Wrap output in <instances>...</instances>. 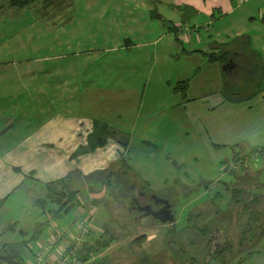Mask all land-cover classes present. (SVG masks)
Segmentation results:
<instances>
[{
  "label": "crops",
  "instance_id": "crops-1",
  "mask_svg": "<svg viewBox=\"0 0 264 264\" xmlns=\"http://www.w3.org/2000/svg\"><path fill=\"white\" fill-rule=\"evenodd\" d=\"M70 1L76 8L78 1ZM39 3L17 10L9 0H0V203L5 207L19 193L17 203L28 198L40 210L35 227L28 223L24 230H17L12 225L0 234V264H37L40 248L76 216H92L98 222L89 243L112 237L108 221L103 222V233L104 224L97 216L103 205L106 217V210L111 211L113 195L107 185L114 178L110 174L116 177L130 164L143 181H149L162 167L166 152L170 164L167 172L187 169L188 160L181 155L186 149L188 154L196 150L189 143L193 131L218 170L255 149L264 151V0H112L103 19L108 27L103 53L116 55V62L105 63L103 70L106 74L117 71L118 77L131 71L142 77L141 81L144 78L142 83L121 81L116 85L97 84L96 69L91 68L90 61L96 54L81 51L77 45L76 52L68 55L64 53L66 43L59 37L55 43L60 40L62 50L49 49L54 37L49 25L55 23L46 22L44 12L51 9L52 17L61 20L64 15L59 17V9L65 8ZM160 5L173 10L175 20L163 18ZM34 17L48 28L46 33L38 37L18 35ZM27 42L35 43L38 51L25 52ZM98 95L107 103L98 102ZM113 104L121 106L119 115L108 112L105 118H96L83 109ZM108 118L122 124L120 132L109 127ZM129 119L132 125L125 127L123 123L128 125ZM183 135L186 139L178 143ZM135 137L139 144L131 141ZM147 166L150 171L145 172ZM241 167L218 180L225 187L237 185L236 196L244 203L242 209H237L239 203L231 204L224 217L217 216L209 225L226 241V253L217 260L221 264L226 263L222 258L231 251L227 247L234 240L232 233L243 234L238 249L250 252L264 247V182L256 179L264 174V156L258 165ZM140 169H145V176ZM184 176L181 181L175 175L173 185H182L178 194L189 197L193 193L186 185L190 176ZM61 181L78 192L81 205L69 217L49 225L45 214L52 205L47 202L44 208L39 203L47 201ZM162 185L161 192L150 189L172 201L168 197L169 180ZM236 214L234 232L229 234ZM257 214V221H250ZM239 226L244 231L237 232ZM253 233L259 234L257 239ZM144 235L146 241L136 248L148 251L158 237L151 230ZM137 238H130L129 243L134 245ZM34 243L39 246L33 248ZM119 244V240L114 241L108 248ZM151 256L146 255L142 263L149 262ZM241 259L236 262L241 263ZM84 262L96 263L91 259Z\"/></svg>",
  "mask_w": 264,
  "mask_h": 264
},
{
  "label": "rangeland",
  "instance_id": "rangeland-1",
  "mask_svg": "<svg viewBox=\"0 0 264 264\" xmlns=\"http://www.w3.org/2000/svg\"><path fill=\"white\" fill-rule=\"evenodd\" d=\"M42 1L36 0L35 3L41 2L39 4L46 5L47 3H49V1H52L50 3L51 4L50 6L52 7L58 3H61L59 2L60 0H47L46 2L45 1L42 2ZM76 1H78V3H76V8L73 6V2L71 1L67 2V0L66 2L64 1V4L62 6L65 8V10L61 12L62 9L61 10L59 9V11L61 12L59 17L64 15V18H62L61 20H57V18L52 17L53 12L51 9L49 10V12L51 13H49L48 10H45L46 11L45 16H47L46 22L55 23V25H51V24L49 25L50 33L54 35L53 37L54 39L51 37L52 41L49 44V49L58 48L59 50H62L61 49L62 43L60 42V40H64L66 43L64 53L68 55H71L72 53L76 52L77 45H78V49L81 51L96 54L97 56L93 57L90 61H92L91 68L96 69L95 80L97 81V84L104 85L105 83L107 84L112 83L116 85V83L121 81L132 82V83L144 82V78L143 81H141L142 77L133 75L131 71L128 72L127 76L125 77L124 76L118 77L117 71H114V74H106L104 72L105 69L103 70L105 63H108L110 60L116 62L115 59L116 55H110V54L104 55L103 53L104 52L103 49L104 47H106V39H105L106 30L108 29L107 25L104 24L103 19L106 17L107 9L109 8V5L111 4L112 0H76ZM171 1L177 2L179 0H164V3L167 2L171 3ZM166 6L165 5L159 6L160 14L163 16V18L169 21L175 20L174 11L169 10L168 6L166 9ZM37 13L38 12L35 11V14ZM34 18L28 20L29 25L24 30L22 31L19 30L18 35H22V37H26V35L31 34L34 37H38L40 34L42 35L46 33V31L44 30H47L48 28L46 29L44 28V26L40 24L39 18L37 17ZM31 21L34 22V26L32 25ZM58 37L60 39L59 44L58 42L55 43ZM69 43H71V45ZM26 44L28 47L24 49L25 52L27 53L31 52V54H33V52L38 51V48L35 47L36 46L35 43L27 42ZM123 58L125 59L126 57L124 56ZM83 60H85V58H83L81 61L83 62ZM121 60L122 59H119V61ZM119 76L121 75L119 74ZM109 81H113V82H109ZM98 94H100V92H98ZM102 98L104 97L98 95V102L106 104L107 102H105L104 99L102 100ZM115 99L116 97L112 96V100ZM83 109H84V113L90 116L92 115L96 118H105L104 114L108 115V112L109 114L112 112H114L115 114L117 112L116 114L119 115L121 106H117L116 104H113L108 107L105 106L95 107V108L84 107ZM109 118H108L109 127H111L112 130H114L115 132L118 131L120 132L121 131L120 127L122 126V124H119L118 122H115L113 120L111 122ZM131 122L132 121L129 119L128 125L124 123L123 125L125 127H130L132 125ZM134 135L137 136V133H135ZM189 135L191 136L189 143L192 142L193 144L192 150L193 149L196 150L193 153L190 152V154H188V150L186 149L185 153L181 155L186 160H188L187 169L182 171L174 170V172H167L169 170L168 166H170V164H168L167 161V159L169 158V154L166 152L163 154L162 157L163 158L162 167L160 169H157L156 173H154L155 175H153L152 177L153 179H151L153 180L152 185L149 183V181L151 180L146 181V179L144 178L145 182H147L150 185V188H153L158 191L160 190V192L163 187L162 185L163 181L166 179L169 180V186L167 187V189L171 194L168 197L171 200L173 199L172 203H175L173 204L175 205V215H176L175 222L171 225H165V224H161L160 222L153 221L152 227L148 225V228L145 231L138 232L137 230L139 227L133 221L129 222L126 220L123 221L120 220V222L117 223L113 218L112 221L117 223L114 225L112 221H110L112 215L111 211L108 212L106 210L107 213V217H106L104 210L105 206L103 205L100 207L101 208L100 212L99 211L97 212V216L99 217V220L102 223L104 222V220L105 222L108 221V224L110 226L109 228L113 229V232L111 233L112 235L110 234V236L113 237H109V235H107V240L111 239L113 240V242L119 240L121 244H119V246L117 247H110L106 249L103 248L102 250H99L94 254H91L90 259L92 262L96 261L95 264H145L142 262L145 259L146 255L150 254L152 255L151 259L146 264H188L187 260L191 261L189 259L190 256L194 257L198 263L201 264L206 263L205 244H207L209 237H212V234L208 236L209 230L210 231L212 230L211 232L214 231V229H211L209 227L210 223L215 221V219H217V216L224 217V215L226 214L225 211L229 209V206L231 204L236 205L239 203L237 209H242V207H244L243 205L244 203L243 201L239 202L236 196L237 195L236 191L238 190L237 185L233 184L230 187H225L224 185L219 183L220 181L218 182V180H221L223 177L227 178L230 175L228 174H226V176L223 175L222 173L223 166H220L218 170L217 167L214 165V163L210 161V155L208 154L207 150L204 148V146L199 145L200 138L196 135V132L193 131ZM177 138H179L178 135ZM185 139L186 137L183 135L182 138L177 142L181 143ZM131 141L136 144H139V138L137 137L133 138ZM255 150H261V149H255ZM248 156L244 158H247ZM263 156H264V151L262 152V157ZM195 159H198V163L197 161H195ZM132 164H134L135 167V163ZM246 164L247 163L244 164L242 163L235 173H237L242 168L241 167L242 165H246ZM128 167L133 169L130 164ZM142 170L145 171V169ZM142 170H141L142 172L141 175L145 176ZM147 171H150L148 169V166L145 172ZM175 175L179 176L178 180L181 181H184L182 180V178L185 177L184 175L190 176L189 178L190 181L189 183H186V185L188 184L187 186L193 190L192 195L186 197L185 194H178L180 189L183 190V186L173 185L175 184V182L173 181ZM263 176L264 174L262 176L261 175L256 176L258 183L264 182ZM113 178L114 179H112L110 183L111 185L113 184V186H115L114 188L117 189L119 179H117L116 177ZM174 191H176L177 193L176 195L172 196V192ZM18 194L15 197H13L10 201H8L5 204V207L3 203H1L0 205L1 206L0 234L7 232V230H9V228L12 225H15V227H17L16 228L17 230H24L25 226L28 223L31 224L32 227H35V221L38 220L37 217L40 210L38 209V207L33 206L31 204L32 200L28 198H26V200H23L21 202L18 201L17 203ZM158 195L160 194H156L157 197ZM163 196L166 197V195ZM83 198L84 196L82 195L81 200H83ZM37 199H42V198L37 197ZM260 209H262V206L260 207ZM258 216H259L258 214L255 215L254 218L255 220L250 218V221L252 222L257 221ZM237 217L238 216L236 214L235 223L232 227H230L229 234L234 232L233 230L235 228ZM90 218H92V216ZM91 220H94V218H92ZM97 224L98 222L93 223L94 231L97 230L95 228V225L98 226ZM148 230L155 232V236L158 237L154 239L151 245L152 247L151 249H149L148 251L144 248L139 249L136 248L137 244L133 245L129 243L130 241H132L130 238L141 237ZM241 230H242L241 226H239L236 231L240 232ZM259 230L260 228L259 229L255 228V231H259ZM104 231H105V224L103 225L102 228L103 233ZM106 231L108 232L109 230ZM242 231H244V229ZM247 234L249 236V233ZM122 235H126L125 238L126 240L123 239L125 241L122 240L121 238ZM232 235L234 236V240L227 247V249H231V251L230 253L226 254L225 258H222V260L226 262L225 264H264V247H260V249H253L252 251H250L251 253L248 252L249 251L248 249H244V248L238 249L237 248L238 246H242L243 234L239 233V235L236 236V233H232ZM251 236L257 239L259 234L256 235L255 233H253V235ZM220 237L223 236L220 235ZM235 238H237V240H235ZM93 241L96 242L97 238H95ZM257 245L259 246L260 244ZM38 246L39 244H35V243L32 244L33 248H37ZM159 251L162 253L158 257H156V254ZM238 257L242 258L241 263L236 262ZM220 262L221 261H216V259H213L210 264H221L222 262L221 263Z\"/></svg>",
  "mask_w": 264,
  "mask_h": 264
},
{
  "label": "trees",
  "instance_id": "trees-1",
  "mask_svg": "<svg viewBox=\"0 0 264 264\" xmlns=\"http://www.w3.org/2000/svg\"><path fill=\"white\" fill-rule=\"evenodd\" d=\"M36 0H9V3L11 4L12 7L16 8L17 10H23L26 7L32 5L35 3ZM62 1L61 3H58L59 7H63L62 5L64 4V1L66 0H60ZM52 1H49V3L46 4V7H50V3ZM52 8V6H51ZM64 10H61V12ZM49 12V11H48ZM51 13V12H49ZM46 14V11L44 12ZM187 84H184L182 89L186 87ZM105 128V126H104ZM106 129V128H105ZM97 176V175H96ZM96 176H92L91 179H94ZM110 178H113L112 174H110ZM116 178L119 179V183L117 185V189L114 188L113 184L111 185V179L108 181L107 185V190L111 192L113 195V202H111V211H112V217L116 222H120L123 220H128L127 218L121 217L120 214L122 213L121 210L118 208V202L115 198V194L118 192L124 193L127 191H130L131 189L134 191H141L145 196L150 198L151 196L156 195L154 192L151 191L150 185L143 181L142 178H140L131 168H129L127 165H124L120 171H118L115 174ZM111 187V188H109ZM125 190V191H124ZM118 191V192H117ZM129 193V192H128ZM158 197H162L159 196ZM50 202L52 207L47 211L45 214L48 217V224L51 225L52 223H57L55 221L62 220L66 217H69L77 211L80 208L81 202L78 198V192L73 191L64 181H61L57 183L54 188L50 191V194L48 196L47 201H42L39 204L41 206L46 207V203ZM146 202V201H145ZM3 203V202H2ZM1 204V203H0ZM175 204V203H173ZM175 208V205H174ZM147 223L143 226L138 225V232H143L148 228V225L150 226L153 222V220L148 219L146 221ZM92 235H90L91 237ZM89 237V238H90ZM104 236L103 238H105ZM113 237V236H112ZM147 237L146 235H142L141 237L137 238L136 241L134 242L135 244H142L144 241H146ZM113 240H106L104 239L103 241H96L93 242L92 244L89 243V240L85 246V255H83V260L88 261L90 260V255L94 254L95 252L102 250L103 248L106 249L108 248ZM84 254V253H83Z\"/></svg>",
  "mask_w": 264,
  "mask_h": 264
},
{
  "label": "built area",
  "instance_id": "built-area-1",
  "mask_svg": "<svg viewBox=\"0 0 264 264\" xmlns=\"http://www.w3.org/2000/svg\"><path fill=\"white\" fill-rule=\"evenodd\" d=\"M262 150L253 151L247 158H239L225 165L223 175L234 174L242 162L258 164ZM92 218L74 217L65 227H59L52 239L43 245L36 254L37 264H85L81 258L93 230Z\"/></svg>",
  "mask_w": 264,
  "mask_h": 264
},
{
  "label": "flooded vegetation",
  "instance_id": "flooded-vegetation-1",
  "mask_svg": "<svg viewBox=\"0 0 264 264\" xmlns=\"http://www.w3.org/2000/svg\"><path fill=\"white\" fill-rule=\"evenodd\" d=\"M121 192L115 194V198L118 202V208L122 212L120 216L127 218V221L129 222L133 221L134 223L143 226L147 223L146 221L148 219L152 220V216L148 217L149 214L153 213V211L156 212L162 208V206L155 205L156 199H153V196L147 199L145 194H143L141 191H134L131 189L130 191H127V193ZM170 202L171 204H173L172 201ZM147 206H152V210H145ZM211 234L212 237H209L207 247L205 248V264H210L213 259H216V261L221 259L222 255L226 253L224 249L226 247V241L223 234L216 230L210 232V235ZM220 235H222L223 237H220ZM189 259L191 261L187 260L188 264H201L198 263L194 257L190 256Z\"/></svg>",
  "mask_w": 264,
  "mask_h": 264
},
{
  "label": "water",
  "instance_id": "water-1",
  "mask_svg": "<svg viewBox=\"0 0 264 264\" xmlns=\"http://www.w3.org/2000/svg\"><path fill=\"white\" fill-rule=\"evenodd\" d=\"M226 69L228 66L225 67ZM153 199H156L155 205L162 206V208L156 212L149 214L152 216L153 221L160 222L161 224H172L175 222V214H174V205L168 199L157 197L156 195L153 196ZM145 210H152V206H147ZM147 217V218H148Z\"/></svg>",
  "mask_w": 264,
  "mask_h": 264
}]
</instances>
